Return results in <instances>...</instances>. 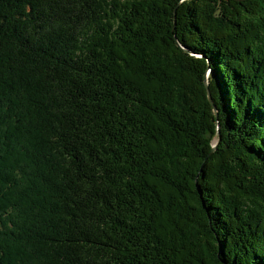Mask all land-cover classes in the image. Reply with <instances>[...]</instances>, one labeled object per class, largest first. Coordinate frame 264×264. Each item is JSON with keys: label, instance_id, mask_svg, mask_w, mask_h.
<instances>
[{"label": "trees", "instance_id": "trees-1", "mask_svg": "<svg viewBox=\"0 0 264 264\" xmlns=\"http://www.w3.org/2000/svg\"><path fill=\"white\" fill-rule=\"evenodd\" d=\"M0 264H264V0H0Z\"/></svg>", "mask_w": 264, "mask_h": 264}, {"label": "water", "instance_id": "water-1", "mask_svg": "<svg viewBox=\"0 0 264 264\" xmlns=\"http://www.w3.org/2000/svg\"><path fill=\"white\" fill-rule=\"evenodd\" d=\"M205 87H206V90H207L208 99H209V101H210V103H211V105H212V107H213V111H214L215 115L217 116V112H216L215 106H214V104H213V101H212V99H211V96H210V94H209V91H208V88H207L206 82H205ZM217 134H218V136H219V131H217Z\"/></svg>", "mask_w": 264, "mask_h": 264}, {"label": "rangeland", "instance_id": "rangeland-1", "mask_svg": "<svg viewBox=\"0 0 264 264\" xmlns=\"http://www.w3.org/2000/svg\"><path fill=\"white\" fill-rule=\"evenodd\" d=\"M210 94V93H209ZM208 95V94H207Z\"/></svg>", "mask_w": 264, "mask_h": 264}]
</instances>
